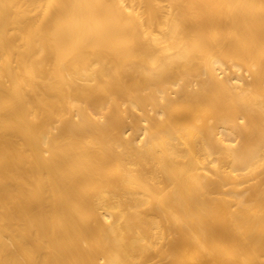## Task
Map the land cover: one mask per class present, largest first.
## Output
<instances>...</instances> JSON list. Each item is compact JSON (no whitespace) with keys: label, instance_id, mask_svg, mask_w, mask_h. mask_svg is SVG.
Masks as SVG:
<instances>
[{"label":"bare ground","instance_id":"1","mask_svg":"<svg viewBox=\"0 0 264 264\" xmlns=\"http://www.w3.org/2000/svg\"><path fill=\"white\" fill-rule=\"evenodd\" d=\"M0 264H264V0H0Z\"/></svg>","mask_w":264,"mask_h":264}]
</instances>
